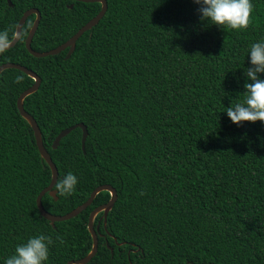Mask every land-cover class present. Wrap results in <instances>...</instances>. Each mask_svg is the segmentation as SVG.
Returning a JSON list of instances; mask_svg holds the SVG:
<instances>
[{
  "label": "trees",
  "instance_id": "trees-1",
  "mask_svg": "<svg viewBox=\"0 0 264 264\" xmlns=\"http://www.w3.org/2000/svg\"><path fill=\"white\" fill-rule=\"evenodd\" d=\"M11 1L0 0V31L39 8L32 42L39 51L67 41L102 8L78 0ZM107 1L106 14L69 58L68 49L43 57L27 49L35 14L24 38L0 54V65L21 63L41 77L25 109L41 128L58 180L69 172L78 179L71 195L47 192L45 208L65 214L101 184L117 189L106 223L103 212L95 218L99 247L85 264H264V121L237 125L226 112L251 82L245 69L250 45L264 40V0H252V23L239 31L201 21L194 0ZM34 82L17 68L0 74V264L40 234L54 241L44 264L86 256L90 213L111 197L99 192L55 226L42 216L37 197L52 170L17 105ZM79 122L89 132L86 152L81 127L53 148L60 131Z\"/></svg>",
  "mask_w": 264,
  "mask_h": 264
},
{
  "label": "clouds",
  "instance_id": "clouds-1",
  "mask_svg": "<svg viewBox=\"0 0 264 264\" xmlns=\"http://www.w3.org/2000/svg\"><path fill=\"white\" fill-rule=\"evenodd\" d=\"M194 3L200 6L197 11L201 21L207 20L224 30H246L252 23V0H194ZM26 31L23 26H11L0 31V54L7 51L17 39L22 40ZM249 55L251 66L245 69V75L251 82L245 83L243 100L226 109L227 116L237 125L242 122L264 121V78L258 75L264 73V40L252 43ZM22 79V76H17L16 82ZM77 183V177L69 172L54 184V192L59 196L71 195ZM53 243L50 235L33 236L26 243L17 245L15 254L8 257L5 264H44L49 257L48 246Z\"/></svg>",
  "mask_w": 264,
  "mask_h": 264
},
{
  "label": "water",
  "instance_id": "water-1",
  "mask_svg": "<svg viewBox=\"0 0 264 264\" xmlns=\"http://www.w3.org/2000/svg\"><path fill=\"white\" fill-rule=\"evenodd\" d=\"M8 1H9V4L12 6L13 5L12 1L11 0H8ZM78 1L100 2L102 4V8L97 15H95L86 24H84L67 41L63 42L62 44H60L59 46H57L55 48H52V49L46 50V51L35 50L32 46L33 38L37 32V29L39 27V24H40V21L42 18V13H41L40 9L37 7H32V8L27 9L23 13L22 17L20 18V20L18 22L17 27L24 26V24L26 23V21L30 15H33V14L36 15L35 20L33 22V25L31 27V29L29 30V33L26 37V47L34 56L43 57V56H48V55H54V54H58L64 50L68 49V52L66 54V58H69L76 48L77 40L83 35L84 32L88 31L89 29L94 27L96 24H98L99 21L104 17V15L106 14V12L108 10V1L107 0H78ZM69 6L73 7V4H71ZM19 40L20 39H17L14 43H12L10 45L9 48L15 46ZM7 68L20 69L35 79V82L29 88L25 89L20 94V96L18 97V100H17V105H18V109H19L21 115L27 119V121L30 123L31 127L33 128L36 143H37V146H38L39 151L41 153V156L48 163V165L51 167V170H52V181H51V183L47 187H45L37 197V205H38V208H39L42 216H44L46 219L50 220L51 223L53 224V226H55L57 221L68 220V219H71V218L79 215L83 210H85L89 205L92 204V202L94 201L95 197L97 196V194L99 192L107 190L111 194V197L107 202L97 206L90 213L88 228H89V231H90L92 238H93V246H92L91 251L86 256H84L80 259L70 260L67 264H85V263H88L96 255V253L98 251V247H99V238H98L99 226L95 227V218L100 212H103L104 213L103 217L105 218V223H106L109 211L113 208V206L115 205V203L118 199L117 189L114 186H112L111 184H101V185L97 186L92 191L89 198L84 203L80 204L79 206H77L76 208H74L73 210H71L70 212L65 213V214H61V215L53 214L45 208L42 198L47 192H49L51 196L55 197V199L58 198V195L54 192L55 190H54L53 186L58 181L59 170H58V167H57L56 163L54 162V160L51 156V153L49 152V150L47 149V147L44 144L42 131H41V128H40L37 120L35 119V117L32 114H30L25 109V104H24L25 98L28 95L36 92L39 89L41 82H42V79L34 70L28 68L27 66H25L21 63H16V62H5V63L1 64L0 65V74L2 73L3 70H5ZM76 127H81L83 129L82 146H83L84 152H86V140H87L89 132H88L87 125L84 122H79L75 125L69 126L67 128H64L63 130H61L60 133L56 136V138L54 140L53 148H57L60 144L61 139L63 137H65L67 134H69Z\"/></svg>",
  "mask_w": 264,
  "mask_h": 264
}]
</instances>
